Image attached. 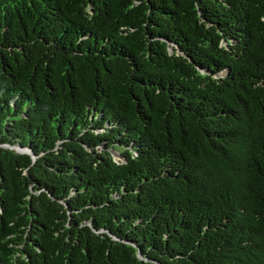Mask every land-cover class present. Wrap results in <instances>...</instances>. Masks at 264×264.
<instances>
[{
  "label": "trees",
  "instance_id": "16d2710c",
  "mask_svg": "<svg viewBox=\"0 0 264 264\" xmlns=\"http://www.w3.org/2000/svg\"><path fill=\"white\" fill-rule=\"evenodd\" d=\"M0 264H264V0H0Z\"/></svg>",
  "mask_w": 264,
  "mask_h": 264
},
{
  "label": "rangeland",
  "instance_id": "374dc122",
  "mask_svg": "<svg viewBox=\"0 0 264 264\" xmlns=\"http://www.w3.org/2000/svg\"><path fill=\"white\" fill-rule=\"evenodd\" d=\"M116 158H117V159H120V156H119V155H116Z\"/></svg>",
  "mask_w": 264,
  "mask_h": 264
}]
</instances>
